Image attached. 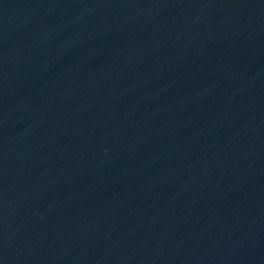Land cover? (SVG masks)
I'll list each match as a JSON object with an SVG mask.
<instances>
[{"label": "water", "instance_id": "1", "mask_svg": "<svg viewBox=\"0 0 264 264\" xmlns=\"http://www.w3.org/2000/svg\"><path fill=\"white\" fill-rule=\"evenodd\" d=\"M0 264H264V0H0Z\"/></svg>", "mask_w": 264, "mask_h": 264}]
</instances>
